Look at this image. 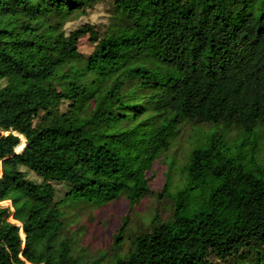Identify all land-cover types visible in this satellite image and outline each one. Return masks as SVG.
Returning a JSON list of instances; mask_svg holds the SVG:
<instances>
[{
    "label": "trees",
    "instance_id": "1",
    "mask_svg": "<svg viewBox=\"0 0 264 264\" xmlns=\"http://www.w3.org/2000/svg\"><path fill=\"white\" fill-rule=\"evenodd\" d=\"M96 1L0 0V200L11 203L0 205V264L47 263L41 246L55 249L65 229L62 203L124 196L132 207L188 124L184 181L166 177L157 192L169 214L130 231L119 253L124 217L107 264H264V161L254 153L264 134V0H109L103 32L84 22L66 33ZM85 33L97 48L88 54L77 46ZM229 127L239 131L233 145ZM55 183L66 187L61 198ZM70 241L58 240L52 264H72Z\"/></svg>",
    "mask_w": 264,
    "mask_h": 264
},
{
    "label": "rangeland",
    "instance_id": "2",
    "mask_svg": "<svg viewBox=\"0 0 264 264\" xmlns=\"http://www.w3.org/2000/svg\"><path fill=\"white\" fill-rule=\"evenodd\" d=\"M112 5L109 0L96 1L92 7L80 14L75 15L68 20L64 25V30L68 33L71 29L76 28L84 22L91 23L99 30L103 32L110 21V14ZM78 49L85 54L97 49L95 42H93L90 36L85 33L82 34L77 43ZM210 125H199V129L207 130ZM3 133H10V130H3ZM191 132L190 124L186 125L183 129V134L177 137L173 144L164 155L154 160L151 168L147 172L148 184L151 192L143 195L138 202L132 207H129L128 201L124 196H120L112 201L93 205L87 202H78L75 205H66L62 203V208L65 210L64 221L65 229L60 234L58 240L63 236H69V247L64 251L65 257H70L73 261L72 264H107L114 257V251L112 249L113 235L118 231L119 226L125 219L126 232L121 241V247L118 250L119 253H124L130 244L129 232L140 231L149 225V220L152 214L155 212L161 217H165L170 211V200L166 195H157V192L162 190L166 177L170 180L172 185L182 184L184 181V172L182 171V162L185 160L186 149L189 146L188 135ZM239 133L236 127H229L224 130L225 138L233 145L234 142L239 141L240 138H235ZM21 144L19 150L15 148V152L22 149L25 144L24 136L20 135ZM241 138H254L255 133L243 132L240 135ZM233 147V146H231ZM255 157L258 161H264V134L257 139L255 147ZM170 159L173 163L170 164ZM170 167V168H168ZM28 177L33 180L39 181L41 178L35 174L32 170L22 167ZM56 197L61 198L66 190V187L62 183H55ZM0 205H8L11 207V203L8 199L0 200ZM9 219L15 221L12 215ZM19 223V222H18ZM20 235L22 238V247L25 246V234L20 227ZM55 249L48 250L43 245L41 246V256H48L49 263H45L44 260L33 263L28 261L29 264H52L54 257L57 255V245ZM40 250H37L39 252ZM116 254V251H115ZM180 264H188L186 262Z\"/></svg>",
    "mask_w": 264,
    "mask_h": 264
}]
</instances>
